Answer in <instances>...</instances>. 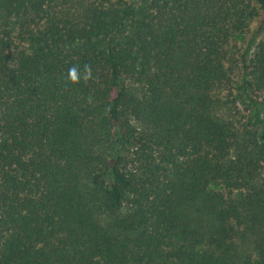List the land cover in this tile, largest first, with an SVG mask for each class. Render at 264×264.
<instances>
[{
    "label": "trees",
    "instance_id": "1",
    "mask_svg": "<svg viewBox=\"0 0 264 264\" xmlns=\"http://www.w3.org/2000/svg\"><path fill=\"white\" fill-rule=\"evenodd\" d=\"M255 20L0 0V264H264V33L230 52Z\"/></svg>",
    "mask_w": 264,
    "mask_h": 264
},
{
    "label": "rangeland",
    "instance_id": "2",
    "mask_svg": "<svg viewBox=\"0 0 264 264\" xmlns=\"http://www.w3.org/2000/svg\"><path fill=\"white\" fill-rule=\"evenodd\" d=\"M257 22L252 21L247 31L236 33L230 40V52H242L250 40H257L264 33V27L260 32H256ZM235 86V85H234Z\"/></svg>",
    "mask_w": 264,
    "mask_h": 264
},
{
    "label": "clouds",
    "instance_id": "3",
    "mask_svg": "<svg viewBox=\"0 0 264 264\" xmlns=\"http://www.w3.org/2000/svg\"><path fill=\"white\" fill-rule=\"evenodd\" d=\"M70 76H71V79H72V80H75V79H76L75 69L71 70V72H70Z\"/></svg>",
    "mask_w": 264,
    "mask_h": 264
}]
</instances>
